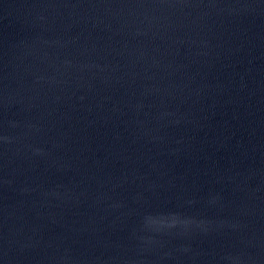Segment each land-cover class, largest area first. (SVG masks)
Listing matches in <instances>:
<instances>
[{
    "label": "water",
    "instance_id": "obj_1",
    "mask_svg": "<svg viewBox=\"0 0 264 264\" xmlns=\"http://www.w3.org/2000/svg\"><path fill=\"white\" fill-rule=\"evenodd\" d=\"M0 264H264V0H0Z\"/></svg>",
    "mask_w": 264,
    "mask_h": 264
}]
</instances>
